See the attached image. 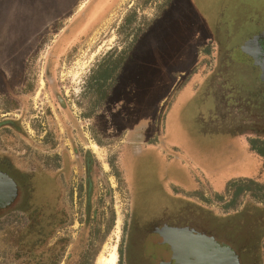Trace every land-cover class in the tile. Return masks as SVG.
Listing matches in <instances>:
<instances>
[{"label": "rangeland", "instance_id": "obj_1", "mask_svg": "<svg viewBox=\"0 0 264 264\" xmlns=\"http://www.w3.org/2000/svg\"><path fill=\"white\" fill-rule=\"evenodd\" d=\"M254 15L264 21V0H0V149L26 178L15 203L0 209V264H16L11 245L23 234V213L36 219L33 229L52 217L47 243L61 264L89 239L100 249L96 264L113 255L129 264L132 220L152 250L153 237L157 245L162 236L149 221L164 212L169 220L181 216L195 235L233 242L238 234L249 264H264V161L252 150L264 137L241 132L252 126L241 95L238 106L226 105L234 104L224 93L237 71L228 66L235 39L219 36L229 20ZM120 58L127 60L115 84L103 87L104 146L92 143L95 165L86 180L84 164L72 163L66 130L83 120L94 141L85 120L101 103L94 76ZM28 90L26 101L16 99ZM125 107L130 130L153 143L128 151L130 186L114 155ZM82 139H75L80 150ZM65 152L72 161L58 160Z\"/></svg>", "mask_w": 264, "mask_h": 264}, {"label": "flooded vegetation", "instance_id": "obj_2", "mask_svg": "<svg viewBox=\"0 0 264 264\" xmlns=\"http://www.w3.org/2000/svg\"><path fill=\"white\" fill-rule=\"evenodd\" d=\"M166 1V0H161ZM168 1V0H167ZM264 25V21L260 19V15H254L252 18H249L247 20H235L231 19L228 23L224 24V26L220 27V34L219 36L225 35V37H234L235 40H233V45H230L229 48H231L230 53V61L228 62V66L230 68H236L237 71L234 72L233 77L231 79H228V82L226 85L230 86V89L227 90L224 94L229 101H233L234 104L229 105V103H225L229 109H232V107H236L241 103V108L243 111H245V118L247 120L252 122V126H247L244 130L248 132H252V134H255L256 136L260 137V134L264 137V132L262 129L260 130L261 126L264 127V120L260 118V109L264 108V80L262 77V68L264 69V28H260V25ZM242 32V33H241ZM240 33V34H239ZM243 35V38L241 40H246L243 44L238 46V36ZM241 35V36H242ZM258 40L255 42L254 39L259 37ZM225 42V41H224ZM225 44V43H224ZM218 48H225L223 45ZM228 48V47H227ZM240 48L239 51H237ZM50 73V72H49ZM51 80V78H49ZM95 79V78H94ZM117 79V78H116ZM95 83L97 84V90H99V94L101 95L100 101L101 103L96 104L97 106L95 110L92 111L91 117H86L85 120L88 122H91V129L93 133V139L94 141H91L89 144L87 134L85 132V127L82 124L81 120V126L78 125L76 122L78 120H75L76 126L72 130H69L67 128L66 134L71 140L72 147H75L74 151L75 153V159L74 161L71 160V155L69 152H65L63 156H60L58 160L60 161L62 158L64 160H67V162L72 161L78 162L81 164H84V174L85 179L87 180L88 177H90L93 174L94 171V165L95 160L92 152V143L96 144L95 146L98 148H101V146H104V128H105V119H104V100L107 99V96L104 95L103 87H104V79H95ZM113 79H109L107 83H111ZM116 81V80H115ZM21 82L24 85L23 87L27 89L26 86L30 84L28 76L25 78H21ZM240 85V86H239ZM239 86V87H236ZM111 89V87H110ZM23 92L22 94L17 95V100L20 101H26V97L29 94ZM238 95H241L242 102L239 103L237 99ZM29 96V95H28ZM228 101V102H229ZM22 103V102H21ZM93 106V108L95 107ZM126 106V105H125ZM240 108V109H241ZM216 107L214 108L215 112ZM126 107L124 110V113L122 115V120L124 122V125L119 127V133L120 139L115 141L114 148L116 150L114 155H116V166H119L120 169L124 167L126 170L127 178L130 181L129 186L132 182V180L129 178V171L130 167L125 163L126 156L130 152L131 147L134 145V143H144L147 144V146L153 145V143L149 142L148 138L145 135V137H142L141 135H138V132H142L140 130H130V126L127 125L129 122L130 115L128 112H126ZM90 114V113H89ZM72 120V118H71ZM7 128H10V126L6 125ZM14 128L18 134H21L23 136L24 131L22 130L21 133H19L20 128ZM232 127L228 128L231 132ZM3 129V128H1ZM0 129V130H1ZM43 129V128H42ZM86 129L89 130V127L86 126ZM110 129V128H109ZM108 129V131H109ZM21 130V129H20ZM57 131V130H56ZM49 132H45L44 135H48ZM149 134V133H148ZM119 136V135H118ZM117 136V137H118ZM81 137V139L85 142V146L82 150H80V146L78 145V142H76L75 139ZM45 139V138H43ZM132 139V141H131ZM6 143V142H4ZM80 143V142H79ZM264 144V142H263ZM90 145V146H89ZM100 146V147H99ZM146 146V147H147ZM249 146V145H248ZM137 149L139 150V147L137 146ZM6 153V154H5ZM9 153L8 150L1 148L0 149V173H3L7 176H9L17 185V192L14 195V199L6 205L5 208L2 209H9L17 200L19 195L22 191V181L23 179H26L23 176L19 178L15 174H20L19 169L16 168L11 162H9V158L7 157V154ZM26 154V152H24ZM129 154V155H130ZM55 154V158H57ZM23 156V155H22ZM131 161V160H130ZM133 162V161H132ZM114 166V165H113ZM57 168V167H56ZM58 170V169H57ZM21 179V180H20ZM132 192V191H131ZM133 202V194L131 199V207ZM1 209V210H2ZM133 212V208H132ZM162 214V213H161ZM164 215L160 216H152L149 223L152 224L154 222L155 225H157V236H162L166 231L171 229L172 231L176 232H186V233H194L193 230H189V223H186V226H184V220L180 219L181 216L177 215L173 218L167 219L166 216H170L167 212L163 213ZM134 216V212L132 214V217ZM173 216V215H172ZM171 216V217H172ZM183 217V216H182ZM141 225V224H140ZM140 225H138V221L136 219H133L132 222L129 225V231L130 234L129 238L131 240L127 241L126 251L124 250L125 254H127V261H129V264H172V257H173V246L169 242L165 241V237L162 236L159 243H155V238L153 237L154 244L152 243V250L148 249V246L143 245V239L144 237H140L144 235L143 230L140 231ZM139 230V232H138ZM142 232V234H141ZM229 236L232 235V237H235L233 234L234 232H228ZM156 236V235H155ZM208 236V235H205ZM150 237V235H149ZM208 237L214 238L216 242H218L223 247H228L232 249L239 257V264H249L250 258H252V255L249 254L248 248L241 246L237 247V245L244 243L243 238L236 234V237L234 238L233 242H226L221 240L217 237V235H210ZM231 237V236H230ZM145 240V239H144ZM178 240V238H172L170 241ZM237 244V245H236ZM245 244V243H244ZM142 256H141V254ZM226 262L230 263L233 261L231 257H225Z\"/></svg>", "mask_w": 264, "mask_h": 264}, {"label": "trees", "instance_id": "obj_3", "mask_svg": "<svg viewBox=\"0 0 264 264\" xmlns=\"http://www.w3.org/2000/svg\"><path fill=\"white\" fill-rule=\"evenodd\" d=\"M126 60L125 58L115 60V62L109 64L107 67L101 68V71L98 70L94 78H103L105 80L104 84H107L109 79H113L109 86V88H112L116 82V75L122 69ZM255 143V141L252 142V145ZM252 150L258 153L260 158L264 161V146L260 148L252 147ZM235 183H237V181L230 182L227 185L228 189L235 185ZM240 188L238 193L243 191V188ZM20 217L24 219L26 225L20 230L23 231V234L16 243V246L14 245L15 242L11 245L12 248H16L14 257L16 264H61L63 262L62 255L55 254L54 248L47 243L55 228V222L52 221V217L49 216V220H47L48 224H41L40 228L38 225H35V229L33 228L36 219L33 215L23 213ZM78 249L80 250V254L74 259L69 258L65 264H96L100 249L94 247L92 239L80 243Z\"/></svg>", "mask_w": 264, "mask_h": 264}, {"label": "water", "instance_id": "obj_4", "mask_svg": "<svg viewBox=\"0 0 264 264\" xmlns=\"http://www.w3.org/2000/svg\"><path fill=\"white\" fill-rule=\"evenodd\" d=\"M255 38L253 42L258 40ZM264 80V69L262 68ZM17 192L16 183L7 175L0 173V209L5 208L14 199ZM162 236L173 246L172 264H223V257H231L232 262L239 264V257L232 249L221 246L214 238L169 229ZM172 238L178 240L170 241Z\"/></svg>", "mask_w": 264, "mask_h": 264}, {"label": "bare ground", "instance_id": "obj_5", "mask_svg": "<svg viewBox=\"0 0 264 264\" xmlns=\"http://www.w3.org/2000/svg\"><path fill=\"white\" fill-rule=\"evenodd\" d=\"M115 254V253H114ZM110 261H107L105 258H103L101 261V263H104V264H116L117 262V257L115 255H113L112 257H110Z\"/></svg>", "mask_w": 264, "mask_h": 264}, {"label": "crops", "instance_id": "obj_6", "mask_svg": "<svg viewBox=\"0 0 264 264\" xmlns=\"http://www.w3.org/2000/svg\"><path fill=\"white\" fill-rule=\"evenodd\" d=\"M202 77V76H201ZM202 78H204V76L202 77ZM205 79H206V76H205ZM228 130V129H227ZM229 131V130H228ZM224 132H226L225 130H224ZM241 132H248V131H246V130H241ZM248 147V146H247Z\"/></svg>", "mask_w": 264, "mask_h": 264}]
</instances>
